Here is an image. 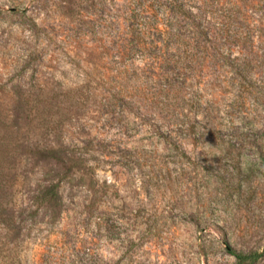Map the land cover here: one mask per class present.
Returning a JSON list of instances; mask_svg holds the SVG:
<instances>
[{
	"label": "rangeland",
	"instance_id": "rangeland-1",
	"mask_svg": "<svg viewBox=\"0 0 264 264\" xmlns=\"http://www.w3.org/2000/svg\"><path fill=\"white\" fill-rule=\"evenodd\" d=\"M197 4L231 68L182 71L139 117L107 85L139 0H0V110L28 135L0 264H264V0ZM49 183L59 201L34 202Z\"/></svg>",
	"mask_w": 264,
	"mask_h": 264
},
{
	"label": "trees",
	"instance_id": "trees-1",
	"mask_svg": "<svg viewBox=\"0 0 264 264\" xmlns=\"http://www.w3.org/2000/svg\"><path fill=\"white\" fill-rule=\"evenodd\" d=\"M139 1L141 19L135 23L134 38L123 39L125 51L118 58L121 67L109 72L107 85L111 99L126 104L134 115L144 117L147 114L157 115V112L146 111L150 101L152 104L157 97L168 98L180 93L182 71H194L197 68L203 72L228 69L232 61L224 52L227 39L215 34V27L201 12L198 0ZM130 47L136 53H129ZM137 60H150L152 71L144 70L141 77L138 71L142 69L135 66ZM150 83H155L162 90L159 93L152 92ZM158 109L162 113L166 111L163 106ZM28 111L31 115L32 108ZM14 115L0 110L1 210L6 205L10 209L14 207V172L17 158L23 155L22 143L28 138L23 131L22 117ZM36 193L34 202L37 199L38 202L50 205L60 199L59 186L55 183L38 188ZM8 221L0 214V244H7V234L10 233L13 235L11 243L20 244L19 234L26 227L24 220L17 223L12 214ZM229 251L235 257L236 264H255L263 256L259 252L242 253L230 248Z\"/></svg>",
	"mask_w": 264,
	"mask_h": 264
}]
</instances>
